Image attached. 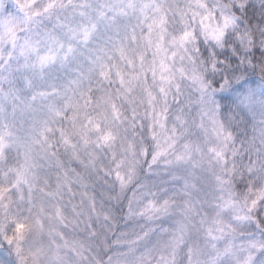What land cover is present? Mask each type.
Wrapping results in <instances>:
<instances>
[{"label": "clouds", "instance_id": "obj_1", "mask_svg": "<svg viewBox=\"0 0 264 264\" xmlns=\"http://www.w3.org/2000/svg\"><path fill=\"white\" fill-rule=\"evenodd\" d=\"M0 264H264V0H0Z\"/></svg>", "mask_w": 264, "mask_h": 264}]
</instances>
